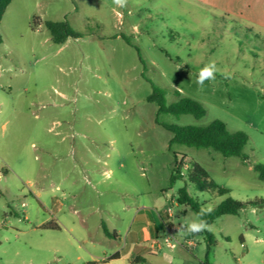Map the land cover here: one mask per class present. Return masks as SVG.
Here are the masks:
<instances>
[{
    "label": "rangeland",
    "instance_id": "rangeland-1",
    "mask_svg": "<svg viewBox=\"0 0 264 264\" xmlns=\"http://www.w3.org/2000/svg\"><path fill=\"white\" fill-rule=\"evenodd\" d=\"M43 22L80 37L56 45ZM0 36V264H264V205L217 219L207 249L178 233L198 217L176 201L193 164L228 190L187 185L200 208L264 200V0H13ZM153 88L206 113L157 115ZM214 121L247 137L246 162L170 145L163 128Z\"/></svg>",
    "mask_w": 264,
    "mask_h": 264
},
{
    "label": "trees",
    "instance_id": "trees-1",
    "mask_svg": "<svg viewBox=\"0 0 264 264\" xmlns=\"http://www.w3.org/2000/svg\"><path fill=\"white\" fill-rule=\"evenodd\" d=\"M13 0H0V22L8 5ZM37 20V19H35ZM41 23L40 20L37 21ZM36 22V24H37ZM45 29L48 31L51 41L56 45H61L68 38H79L66 22H43ZM2 42L0 36V44ZM148 102L156 103L158 105L159 114H168L175 117L182 115H192L195 119L202 118L206 111L204 107L197 101L190 98H181L179 101L171 106H165L162 92L153 88V93L148 97ZM163 128L171 133L172 138L170 145H182L188 148L208 149L220 153L223 157H236L242 162L248 160L243 153V148L247 143V137L243 133H229L223 123L214 121L207 126H165ZM176 156L174 154V166L169 183L172 186L175 181L182 180V167L176 166ZM253 170L258 174V179L264 181V164L254 165ZM187 185H191L198 192L211 193L215 192L219 196H226L228 190L218 187L214 184L208 173L198 164H193L186 170V179L184 186L177 191L176 201L179 205L188 207L197 217L200 212V206L194 202L192 197L187 192ZM264 205V200H254L250 202H238L231 197H226L220 204L214 207L210 214L202 217L207 220L209 226L217 219L231 215L236 216L239 212L246 208H257ZM45 229L58 230V227L53 224H48ZM106 234L107 231H105ZM204 235L206 237V247L209 249L215 245L212 235L208 230L202 231L198 234L188 235V239ZM118 254L112 255L109 259H118ZM138 261H142L138 258ZM198 264H211L209 262Z\"/></svg>",
    "mask_w": 264,
    "mask_h": 264
},
{
    "label": "clouds",
    "instance_id": "clouds-1",
    "mask_svg": "<svg viewBox=\"0 0 264 264\" xmlns=\"http://www.w3.org/2000/svg\"><path fill=\"white\" fill-rule=\"evenodd\" d=\"M113 4L119 8H125L127 6L128 0H112ZM219 69L216 63L209 62L203 68H201L197 74L196 83L198 86L203 87L206 81H214L216 79V74ZM224 78L229 79L231 77L230 73H221ZM212 209L209 207L207 209L201 208L198 214V219L193 220L186 225L182 224L178 228V233L181 235H194L205 230H210V226L207 220L202 217L210 214Z\"/></svg>",
    "mask_w": 264,
    "mask_h": 264
},
{
    "label": "crops",
    "instance_id": "crops-1",
    "mask_svg": "<svg viewBox=\"0 0 264 264\" xmlns=\"http://www.w3.org/2000/svg\"><path fill=\"white\" fill-rule=\"evenodd\" d=\"M240 2H244V1H247V0H239ZM152 234L153 235H155L154 233H153V231H152ZM143 249V247L142 246H139V245H137V246H135V248H134V250H133V253L136 251H140V250H142ZM116 254H118V253H116ZM118 256H119V258H120V255L118 254ZM111 256H109V257H106V258H103V259H101V261H95V262H93L94 264H110L111 262H113L114 260H111V259H109ZM118 258V259H119ZM118 259H115V260H118Z\"/></svg>",
    "mask_w": 264,
    "mask_h": 264
}]
</instances>
